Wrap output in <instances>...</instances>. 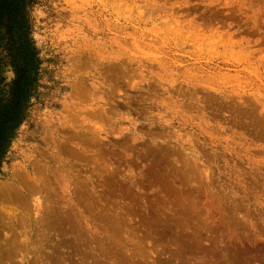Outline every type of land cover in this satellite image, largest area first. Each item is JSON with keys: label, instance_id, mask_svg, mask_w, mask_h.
Listing matches in <instances>:
<instances>
[{"label": "rangeland", "instance_id": "rangeland-1", "mask_svg": "<svg viewBox=\"0 0 264 264\" xmlns=\"http://www.w3.org/2000/svg\"><path fill=\"white\" fill-rule=\"evenodd\" d=\"M18 33L0 264H264V0H0L7 92Z\"/></svg>", "mask_w": 264, "mask_h": 264}, {"label": "trees", "instance_id": "trees-1", "mask_svg": "<svg viewBox=\"0 0 264 264\" xmlns=\"http://www.w3.org/2000/svg\"><path fill=\"white\" fill-rule=\"evenodd\" d=\"M17 38L19 80L10 86L8 92L0 88V167L22 120V109L30 103L37 82V50L27 37L23 38L18 33ZM5 93L9 95L5 96Z\"/></svg>", "mask_w": 264, "mask_h": 264}]
</instances>
